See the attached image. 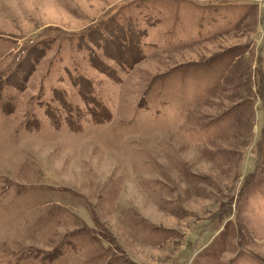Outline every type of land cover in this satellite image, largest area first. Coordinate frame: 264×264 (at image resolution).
<instances>
[{"label": "rangeland", "instance_id": "374dc122", "mask_svg": "<svg viewBox=\"0 0 264 264\" xmlns=\"http://www.w3.org/2000/svg\"><path fill=\"white\" fill-rule=\"evenodd\" d=\"M0 264H264V0H0Z\"/></svg>", "mask_w": 264, "mask_h": 264}]
</instances>
